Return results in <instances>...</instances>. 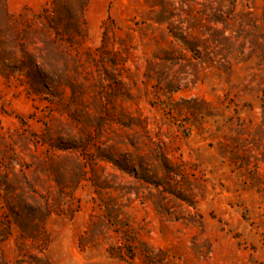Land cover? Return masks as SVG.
I'll return each instance as SVG.
<instances>
[{
  "label": "rangeland",
  "instance_id": "obj_1",
  "mask_svg": "<svg viewBox=\"0 0 264 264\" xmlns=\"http://www.w3.org/2000/svg\"><path fill=\"white\" fill-rule=\"evenodd\" d=\"M0 264H264V0H0Z\"/></svg>",
  "mask_w": 264,
  "mask_h": 264
}]
</instances>
